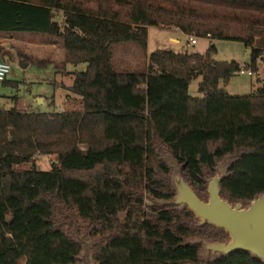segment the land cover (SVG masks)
I'll list each match as a JSON object with an SVG mask.
<instances>
[{
    "label": "trees",
    "instance_id": "1",
    "mask_svg": "<svg viewBox=\"0 0 264 264\" xmlns=\"http://www.w3.org/2000/svg\"><path fill=\"white\" fill-rule=\"evenodd\" d=\"M162 25L210 46L155 50L142 71L114 68L113 46L147 53L149 28ZM17 33L61 40L65 63L87 70L73 73L61 112L0 110V264H264L245 251L205 259V244L229 234L174 204V175L208 201L225 159L223 199L247 207L264 195V81L246 96L225 90L264 62V0H0V34ZM217 40L251 47L250 63L215 60ZM0 55L13 58L2 46ZM38 154L57 156L50 171Z\"/></svg>",
    "mask_w": 264,
    "mask_h": 264
},
{
    "label": "rangeland",
    "instance_id": "2",
    "mask_svg": "<svg viewBox=\"0 0 264 264\" xmlns=\"http://www.w3.org/2000/svg\"><path fill=\"white\" fill-rule=\"evenodd\" d=\"M159 5H164L163 1ZM89 7L96 9V3H89ZM163 6L162 8H165ZM123 16H127L128 8L126 6H116ZM175 26L162 25L160 27H150L148 32L147 53L141 50L137 45L125 43L115 45L112 48L113 64L117 71L136 72L146 69L148 56L155 50H171L173 52H188L205 54L210 46V39L199 38L196 45L189 43V37L173 33ZM178 29V28H176ZM179 30V29H178ZM193 37H197L195 34ZM171 37L179 39V44L170 41ZM8 43L4 47L10 54L12 60H9L12 71L8 76V83H0V110L11 111L13 109L20 112L33 113H57L64 110L68 91L65 89L71 87L74 83L73 73L85 72L86 64L78 66L65 63V50L63 42L56 40L51 36L36 33H17V35L0 34V44ZM217 51L214 55L215 60L220 62L236 61L242 67L248 65L251 61V47L241 42L233 41H214ZM2 60V59H0ZM33 61H43L45 67H39ZM258 73L249 75L250 71L245 70L244 74H237L230 79L225 87L226 92L231 96H246L255 93L264 81V62L259 61ZM67 72L68 74H65ZM201 77L194 80L189 88L190 94L198 97V86ZM56 155H37L36 164L42 171H50L53 162H56ZM173 169L178 170L177 164L168 159ZM230 164V159L218 162L217 173L225 174ZM28 169L29 165L22 167ZM213 176H210V179ZM148 205H152L149 199ZM81 242L88 246H93L96 241L93 239L88 229L81 226L78 232ZM217 255L212 252L204 251L205 259H213Z\"/></svg>",
    "mask_w": 264,
    "mask_h": 264
},
{
    "label": "water",
    "instance_id": "3",
    "mask_svg": "<svg viewBox=\"0 0 264 264\" xmlns=\"http://www.w3.org/2000/svg\"><path fill=\"white\" fill-rule=\"evenodd\" d=\"M8 61V58H5ZM224 174H217L208 185V201L201 200L187 182L174 175L178 207L186 206L201 225L223 229L230 236L228 243L205 244L207 252L230 255L239 251L251 253L264 262V195L247 207L232 204L221 196L220 182Z\"/></svg>",
    "mask_w": 264,
    "mask_h": 264
},
{
    "label": "built area",
    "instance_id": "4",
    "mask_svg": "<svg viewBox=\"0 0 264 264\" xmlns=\"http://www.w3.org/2000/svg\"><path fill=\"white\" fill-rule=\"evenodd\" d=\"M198 40H199L198 37H193V36L189 37V41L191 45H196L198 43ZM207 40H209V38ZM11 71H12V68L9 62L0 61V83H3L4 81L7 80L8 76L11 74ZM240 73L244 74L245 69H243ZM248 74L251 75L250 72Z\"/></svg>",
    "mask_w": 264,
    "mask_h": 264
},
{
    "label": "crops",
    "instance_id": "5",
    "mask_svg": "<svg viewBox=\"0 0 264 264\" xmlns=\"http://www.w3.org/2000/svg\"><path fill=\"white\" fill-rule=\"evenodd\" d=\"M171 30H173V33L174 34H177V35H183V36H185V37H188L187 35H185L183 32H181L180 30H178V29H171ZM170 41L172 42V43H174V44H179V39L178 38H176V37H171L170 38ZM210 42V41H209ZM188 44H190V41H189V43ZM0 46H2L3 48L4 47H6V46H8V43H2V44H0ZM176 53V52H175ZM179 53H182V52H179ZM0 59H2V60H0V61H4V58L0 55Z\"/></svg>",
    "mask_w": 264,
    "mask_h": 264
}]
</instances>
